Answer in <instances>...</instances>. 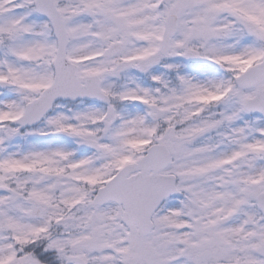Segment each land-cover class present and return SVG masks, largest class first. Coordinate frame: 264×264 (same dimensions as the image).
I'll return each instance as SVG.
<instances>
[{"label":"snow or ice","instance_id":"snow-or-ice-1","mask_svg":"<svg viewBox=\"0 0 264 264\" xmlns=\"http://www.w3.org/2000/svg\"><path fill=\"white\" fill-rule=\"evenodd\" d=\"M0 264H264V0H0Z\"/></svg>","mask_w":264,"mask_h":264}]
</instances>
